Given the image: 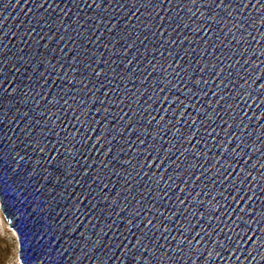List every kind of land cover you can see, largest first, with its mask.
Listing matches in <instances>:
<instances>
[{"label":"water","instance_id":"1","mask_svg":"<svg viewBox=\"0 0 264 264\" xmlns=\"http://www.w3.org/2000/svg\"><path fill=\"white\" fill-rule=\"evenodd\" d=\"M0 205L21 264H264V0H0Z\"/></svg>","mask_w":264,"mask_h":264},{"label":"rangeland","instance_id":"2","mask_svg":"<svg viewBox=\"0 0 264 264\" xmlns=\"http://www.w3.org/2000/svg\"><path fill=\"white\" fill-rule=\"evenodd\" d=\"M0 250L3 252L0 264H21L19 260V241L0 205Z\"/></svg>","mask_w":264,"mask_h":264},{"label":"trees","instance_id":"3","mask_svg":"<svg viewBox=\"0 0 264 264\" xmlns=\"http://www.w3.org/2000/svg\"><path fill=\"white\" fill-rule=\"evenodd\" d=\"M2 258H3V252L2 250H0V262H2Z\"/></svg>","mask_w":264,"mask_h":264}]
</instances>
